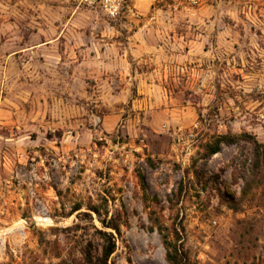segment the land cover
<instances>
[{
	"label": "rangeland",
	"instance_id": "obj_1",
	"mask_svg": "<svg viewBox=\"0 0 264 264\" xmlns=\"http://www.w3.org/2000/svg\"><path fill=\"white\" fill-rule=\"evenodd\" d=\"M262 146L264 0H0V264H264Z\"/></svg>",
	"mask_w": 264,
	"mask_h": 264
},
{
	"label": "trees",
	"instance_id": "obj_2",
	"mask_svg": "<svg viewBox=\"0 0 264 264\" xmlns=\"http://www.w3.org/2000/svg\"><path fill=\"white\" fill-rule=\"evenodd\" d=\"M238 137H218L213 144L209 145L207 147V152L209 155L216 154L220 150L221 144H233L235 140ZM260 145H257L255 147L260 148ZM264 148V146H262ZM115 230H118L117 228H114ZM105 238L107 240V245H105L103 249V258L106 263L107 259L111 256V254L115 250V243L113 237H109L105 235ZM164 245L166 248V261L167 264H184L183 260H185V256L183 253H179L178 249L175 245H172V243H168V241L164 240Z\"/></svg>",
	"mask_w": 264,
	"mask_h": 264
},
{
	"label": "built area",
	"instance_id": "obj_3",
	"mask_svg": "<svg viewBox=\"0 0 264 264\" xmlns=\"http://www.w3.org/2000/svg\"><path fill=\"white\" fill-rule=\"evenodd\" d=\"M83 2L89 7H98L108 18L114 19L125 0H83Z\"/></svg>",
	"mask_w": 264,
	"mask_h": 264
}]
</instances>
